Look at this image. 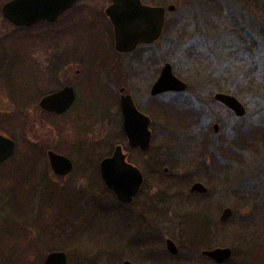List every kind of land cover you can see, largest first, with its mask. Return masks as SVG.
Listing matches in <instances>:
<instances>
[{
	"label": "rangeland",
	"instance_id": "rangeland-1",
	"mask_svg": "<svg viewBox=\"0 0 264 264\" xmlns=\"http://www.w3.org/2000/svg\"><path fill=\"white\" fill-rule=\"evenodd\" d=\"M4 1L0 0V5ZM208 1H161L164 7L172 4L176 9L166 16L167 26L159 43L162 63H158V68L169 63L174 75L188 87L210 83L213 92L219 86L223 92L236 94L245 107L242 120L217 109L213 102L210 103L211 117L219 115L216 117L220 120L217 139L230 143L235 128L244 124V129H249L255 124L258 143L254 156L250 154L249 157L254 160L250 161L251 165L243 166L236 159L229 161L225 179L221 178L224 172L220 173V169L210 170L207 177L203 171H194L188 165L190 130L179 120H183L179 117L185 116L189 106L184 101V106L179 105L182 103L180 97L164 94L160 99L162 119L156 125L153 123L150 151L141 154L129 150L126 141L117 143L128 153V161L144 176L139 195L131 205L124 206L104 187L98 169L99 161L116 145V140L110 136L116 124L112 126L113 120L100 114L109 103L103 76L98 78L101 82L89 88L91 92L77 86L76 119L67 115L65 120L49 121L38 111L37 97L29 104L19 105L22 109L19 114L26 119L22 130L27 134L10 123L1 124L2 130L13 136L16 152L19 146L22 148L26 136L34 141L46 140L55 151L73 161L74 170L68 176L58 177L52 174L46 158L41 167L48 179H40L37 175L24 187L31 188V199L27 200L28 193L21 200L0 194V228H4L0 233L6 232V240L0 241V264H44L45 257L54 251L64 252L67 264H122L124 261L131 264H215L200 255L201 250L214 248L231 250L230 259L223 264H264V78L258 77L251 90L245 88L241 92L239 84L244 83L246 77L236 74L242 64L234 60V55L230 56L231 49L234 51V46H239L232 39L235 36L255 35L264 41V0H220L222 9L217 16L212 15L214 11ZM208 13H211L210 25L206 21ZM15 32L0 14V60L4 58V66L0 67V112L8 115L20 109L16 104L21 101L15 104L9 100L7 90L1 85L4 82L2 74L9 85L21 86L29 93L36 87H43L40 82L43 78L39 73L31 76L28 63L33 53L35 61L43 67V51L47 45L42 39L30 40L18 34L14 39ZM10 34L13 36L7 38ZM49 47L52 58L61 60L64 57L62 43L55 41ZM85 58L95 62L96 67H113L107 62L101 65L96 60L97 64L88 54ZM130 62L135 64L133 60ZM136 70L144 72L145 82L150 85L151 72L145 71L144 64ZM205 71L210 75H205ZM62 82L63 85L64 80ZM137 98L139 100L138 95ZM211 119L204 120L202 128L213 138ZM239 136L245 149H253L249 131H241ZM157 162L159 168L155 167ZM165 167L167 173L162 171ZM246 175L250 181H244ZM45 179L51 189L67 195L61 196L59 209L53 205L56 203L53 198H44L40 203ZM197 181L207 188L206 197L189 191ZM4 187L2 191L10 190L13 194L11 190L15 185ZM72 188L84 192L82 198L70 200L68 194ZM225 208H229L232 215L221 222L219 217ZM191 217H198L200 225L205 224L208 229L207 239L201 242L204 247L198 251H194L198 245H192L185 234ZM165 239L175 243L176 255L166 250Z\"/></svg>",
	"mask_w": 264,
	"mask_h": 264
},
{
	"label": "flooded vegetation",
	"instance_id": "flooded-vegetation-1",
	"mask_svg": "<svg viewBox=\"0 0 264 264\" xmlns=\"http://www.w3.org/2000/svg\"><path fill=\"white\" fill-rule=\"evenodd\" d=\"M9 1L10 0H5L0 5L1 15L2 6ZM139 1L145 6L163 8L165 10L164 26L160 36L155 41L149 44H139L133 50L126 52L118 51L115 49L113 26L106 14V10L111 4V0H76L67 9L59 13L54 18L50 20H38L28 26H16L6 20L2 15V17L5 19V22L13 26L16 31L12 38H18V34L19 36L24 38L25 36H27L30 40H43L44 42H47V45L44 47L45 51H43L45 61L43 67H40V65L35 61L33 53H31L29 56L31 60H28V64L31 69V76L39 73L40 77L43 78V80H40L41 84L43 83V87H36V90H42L45 93L41 96H39L36 90L34 92L28 93V95L26 96L29 97L25 101V103L29 104L38 97L36 102L38 106L39 100L43 96L57 92L58 90H61L65 87H70L74 93V101L66 111L62 112L61 114L48 113L43 110L42 112L49 121L62 119L65 120L67 115H69L68 117L72 119H76L78 116H75L74 107L77 103V86H83L87 93L91 92L89 88L96 85L97 82H101L98 78L103 76L104 85L106 86V90L104 91L105 95L109 97V103L106 105V107H103L105 108L104 110H100V114L106 116L107 118L109 117L111 121L113 120L112 126L116 124V128H114V130L112 128L110 131L111 139L116 140V145L105 157L111 156L115 147L120 146L122 152L126 155V162L132 164L128 161V153L123 150L120 144L117 143L126 141L129 150L138 151L141 154L148 153L151 148L152 134L154 133L152 128L153 123L156 125V122L160 123L162 119L161 117L163 111V103L160 101V99L164 94H171L174 97H180L182 103L179 105L184 106V101L189 106L188 112L185 114V116L179 117L183 120H179L180 122L186 123L187 128L190 130V132L188 133V144H190L188 145V148H190V152L188 151V165L190 167L192 166L194 171H196L195 169L203 171L204 173H206L204 174V176L207 177L210 176V174H208L210 170L220 169V173L224 172V174L222 173L223 175L221 174V178L225 179V172H227L230 167L229 161L236 159L237 161L243 163V166L248 165L249 163L251 165V162L254 160L253 158L249 157L251 155L252 157L254 156L255 147H257L256 143H258L257 138L254 135V130L256 128L255 124L249 129H244L246 127L244 126V124L235 128V134L230 143L226 141V139H217L220 129V120L216 117L219 115L217 114L216 116L211 117L212 110L210 103L213 102L217 109L228 111L236 119L242 120L245 117V107L243 102L238 99L236 94L233 95L232 93L223 92L219 86L218 88L216 87L217 90L213 92V90L210 89V83H207L206 85L203 84L202 87H188V85L180 79L179 80L184 83L183 90L170 91L154 95L151 94V89L158 79L163 66L162 65L160 68H158V63H162V51L159 43L167 26L166 16L168 12H174L176 7L172 4L164 7L161 2L162 0ZM208 4L213 9L212 11H214L212 15L217 16L221 14V12L219 11L220 9H222V3L220 2V0H209ZM170 6H174V9L172 11L168 9V7ZM207 16L208 19L206 21L210 25L211 13H208ZM232 39L235 40L236 43H239V46L235 45L234 51H232L231 49L230 56L234 55V60H236L238 64H242V68L239 69V71L236 70V74L239 73V75L246 77L244 83H242L241 81V83L239 84V89L241 92L245 91V88L251 90L254 84V80L257 82L258 77L264 78L263 38L259 39L255 35L246 34L235 36ZM55 41H59L63 45L62 50L64 52L62 54L64 55V57H62L61 60L51 57V47L49 46L50 43ZM67 45L73 46L69 47ZM68 48L69 50H67ZM86 54H88L90 58H94L95 61L97 60L101 65L107 62L113 67H96L95 62H89L85 58ZM236 55H239V58ZM130 60H133L135 64H132ZM98 62L97 64H99ZM141 63L144 64L145 71L148 70V72H151V81L149 82L150 85L145 82L147 77L146 75H142V73L144 72H139L136 70V67ZM205 75L210 74L206 72ZM217 75L220 74L217 73ZM62 77L64 78L63 85V80L60 81ZM262 82H264V79ZM53 84L57 85V88H55ZM48 85L51 86V88H47ZM137 95L139 96V100L137 98ZM217 95L232 96L242 107L243 114L240 116L236 115L233 110H231L223 102L219 101L216 98ZM124 96H129L136 110L149 119L148 130L150 132V146L147 151H142L140 150V148H131L128 145V139L123 125V114L120 108V100ZM111 108L112 111H110ZM92 111L95 112L97 111V109H93ZM176 112H178L177 109ZM206 119H211V131L213 133V138L210 137V134L208 136L202 128V123ZM61 126L63 127V125ZM215 126L217 127V130L214 129ZM241 131L250 132V140H252L251 144L253 145V149L247 150L244 148V145L241 143V139L239 136V132ZM228 143L231 146H229ZM48 150L55 151L54 149ZM55 152L58 153L57 151ZM58 154L63 155L62 153ZM72 164L74 170L73 161ZM155 167H160L158 162L156 163ZM242 169H240V171L243 173L244 170L242 171ZM162 171L164 173H167L168 169L165 167L162 169ZM227 177L226 180H229ZM245 178V182L250 181L247 175ZM139 193L137 194V196L139 195ZM207 193L208 190L205 194H194L200 197H206ZM133 201L130 204L124 206L131 205ZM202 251L203 250L200 251V255L202 256V258L210 260L209 258L201 254Z\"/></svg>",
	"mask_w": 264,
	"mask_h": 264
},
{
	"label": "water",
	"instance_id": "water-1",
	"mask_svg": "<svg viewBox=\"0 0 264 264\" xmlns=\"http://www.w3.org/2000/svg\"><path fill=\"white\" fill-rule=\"evenodd\" d=\"M76 0H10L2 8L3 17L16 26H28L38 20H50L67 9ZM170 11L174 6L168 7ZM106 14L113 26L115 49L126 52L133 50L139 44H149L161 34L165 20V10L161 7H150L141 4L139 0H111ZM184 83L172 72L171 65L164 63L160 75L154 83L151 94L170 91H181ZM219 101L234 111L238 116L243 109L238 102L229 95H217ZM74 101V93L70 87L43 96L39 100V108L48 113L61 114ZM123 114V125L131 148L147 151L150 146L149 119L138 112L129 96L120 100ZM217 130V127H214ZM16 143L10 137L0 133V163L9 159L15 152ZM47 160L52 173L58 177L69 175L73 170L72 161L53 150L47 151ZM99 173L104 187L123 205L130 204L139 193L143 184L141 171L126 162V155L120 146H116L112 155L99 162ZM189 191L205 194L207 188L200 182H194ZM232 215L229 208L223 209L219 221L225 222ZM165 248L171 255H176L178 248L170 239H165ZM203 256L215 263H223L230 259L229 248H214L203 250ZM44 264H67L64 252L49 253ZM122 264H131L124 261Z\"/></svg>",
	"mask_w": 264,
	"mask_h": 264
},
{
	"label": "trees",
	"instance_id": "trees-1",
	"mask_svg": "<svg viewBox=\"0 0 264 264\" xmlns=\"http://www.w3.org/2000/svg\"><path fill=\"white\" fill-rule=\"evenodd\" d=\"M12 36L13 35L10 34V36H7V38L12 37ZM3 59L0 60V67L4 66ZM1 77L4 79V82L2 81L1 85L7 90V95H8L9 100L15 102V104L17 100H20L21 103L16 104L18 107L21 104H26L25 101L29 97L26 95H28L29 92L25 91V89H22L21 86L13 87V85L12 86L9 85V82L7 80V77H5V75L2 74ZM36 92H38L39 96L45 93L42 90H36ZM21 111L22 109L20 108L17 110L16 113H10L9 115L6 114V112H0V132L4 134L7 133V132L5 133V130H2L4 128L2 127L1 124H8V123L12 124V126H15L18 129H21V131H23L22 129H24V127L26 126V122H25L26 119H24L19 114L21 113ZM38 111H40V113L42 112L40 109H38ZM9 137L14 139L13 136H9ZM48 149L56 150V148L50 146L46 140H44L43 142H40V140L34 141V140H30V138H28L27 136L26 138L24 137L22 148H20L19 146L14 156H12L10 159H8L7 161L3 163H0V178H1L0 179V194H2L1 196L9 194L21 200L22 197H24V194L28 193L27 200L31 199V197L29 198V195L31 194V188L27 187L29 188L27 190V188L24 189V187L31 184V182L33 181V178L37 175H39L40 179H43V178L48 179V175H46V171H44L41 167L42 161L46 159V150ZM47 179L44 180L46 186H44L45 190L40 195V199H41L40 203L42 204V201L44 200V198H47V199L53 198L56 201V203L53 205L56 206L57 209H59L60 201L62 200L61 196L65 197L67 195L66 194L62 195L61 192L58 193L56 190L51 189V185L49 184V181H47ZM10 185H15L14 189L11 190L13 191V194L10 193V190L2 191L3 189H5L4 186H10ZM82 195H84V192L78 191L74 188H72L70 195L68 194V196H70L69 197L70 200H76V199L78 200L79 198H82ZM57 218L60 219L58 216ZM191 218L192 219L188 220V223L186 225L185 234H186L188 241H190L192 245H198L194 249V251H198V248L201 249L202 247H204V244L201 242L202 241L205 242V240L207 239L206 237H207L208 229L205 224L200 225L197 219L198 217L197 218L191 217ZM5 224L7 225L9 223H5ZM9 225L15 228L13 224H9ZM59 225L61 227V222H59ZM0 229H4V228H0ZM61 231L65 232L63 230ZM1 232L2 233H0V241L4 242L6 240V235L4 233L6 232L4 231H1ZM0 253H1V249H0Z\"/></svg>",
	"mask_w": 264,
	"mask_h": 264
}]
</instances>
